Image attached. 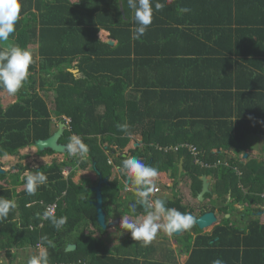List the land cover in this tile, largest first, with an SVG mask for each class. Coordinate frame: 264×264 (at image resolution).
<instances>
[{"label":"trees","instance_id":"16d2710c","mask_svg":"<svg viewBox=\"0 0 264 264\" xmlns=\"http://www.w3.org/2000/svg\"><path fill=\"white\" fill-rule=\"evenodd\" d=\"M161 2L165 8L154 9L146 33L134 39V11L128 0H20V17L8 43L37 45L38 55L15 102L0 105V156L18 157L37 140L49 138L56 131L53 121L64 123L63 117L70 122L58 143L66 146L77 136L88 151L86 161L70 157L71 162L39 170L18 164L16 173L0 175L5 184L0 185V198L17 205L0 220V252L10 260L13 251L36 249L46 236L56 245L48 248L49 264H176L168 244H145L128 233L108 249L101 236L83 235L90 225L105 233L96 223L90 192L96 182L75 184L70 176L64 178L63 169L94 165L102 178L110 179L114 168L121 172L123 159L135 156L175 180L182 159L180 178L190 181L195 199L201 177L211 179L203 198L209 202L200 203L199 213L182 205L180 198L165 207L194 219L216 209L221 214L210 233L193 225L176 238L188 254L186 264H212L217 258L224 264H264V224L257 219L243 226L236 223L239 216L251 217L255 206L264 205V161L239 159L252 137L264 139V113L253 107L264 102V0ZM181 8L190 11L180 13ZM101 30L115 46L98 39ZM121 124L128 125L126 131L120 130ZM132 137L140 138V147L127 156L123 151ZM190 146L201 164H195ZM175 147L176 152L170 150ZM28 169L47 176L34 195L17 191L24 187L21 177ZM119 179L102 188L106 220L131 211ZM122 180L132 187L126 176ZM52 204L57 217H67L60 230L40 218ZM141 209L138 205L136 211ZM233 216L237 219L231 221ZM67 245L75 249L66 251Z\"/></svg>","mask_w":264,"mask_h":264},{"label":"clouds","instance_id":"9594fccd","mask_svg":"<svg viewBox=\"0 0 264 264\" xmlns=\"http://www.w3.org/2000/svg\"><path fill=\"white\" fill-rule=\"evenodd\" d=\"M165 6V3L161 0H155L154 7L153 0H128V7L134 11V39H140L146 33L152 23L154 9L160 11ZM188 11H190L188 8L180 9V13ZM20 12V0H0V44L4 45L0 47V91H6L9 95H15L24 86L29 75L30 66L34 62L30 49L8 43L10 36L16 31V23L19 20ZM58 123L57 121V125ZM118 127L121 131H126L128 125L121 124ZM54 128L55 130L57 128L55 124ZM32 148L35 149L34 146ZM65 148L66 151L74 155H84L88 151L87 146L77 136L70 137V142ZM36 152L38 151L36 150ZM62 156H68L67 152L66 155ZM120 170L128 178L130 184L135 187L138 202L148 209L142 220L139 218L132 219L129 216H124L121 219L120 227L128 230L133 240L148 244L160 230L172 234L176 231L188 230L196 222L191 214L181 213L174 208H165L164 203L160 200L155 202L154 208L149 204V194L153 190L154 179L159 174L158 169L145 164L135 156H129L123 159ZM21 179L24 181V189L29 195H34L40 186L47 183L45 174L40 171L33 172L29 169L25 171ZM261 198H264V194ZM16 207L14 200L0 198V220L6 219L9 212ZM131 207L134 212L136 205L133 204ZM259 208L263 210L264 205ZM55 210L54 206H50L43 212L42 217H40V214L37 215L42 220H49L56 230H60L67 223V217H57ZM41 226L42 224L39 225V228ZM29 229L32 230L31 227ZM41 242V245L36 248L38 251L29 256L26 264H49L48 248H55L56 245L54 241L46 236L41 237ZM45 242L46 247L43 246ZM212 264H224V261L217 258L213 260Z\"/></svg>","mask_w":264,"mask_h":264},{"label":"rangeland","instance_id":"374dc122","mask_svg":"<svg viewBox=\"0 0 264 264\" xmlns=\"http://www.w3.org/2000/svg\"><path fill=\"white\" fill-rule=\"evenodd\" d=\"M31 52H33V51L31 50ZM36 81H37V77H36ZM36 87H37V85H36ZM13 102H15V96L14 95H9L6 91H0V105L3 108L7 107L8 105L12 104ZM137 147H140V138L139 137H137V138L133 137V141L129 142L127 147L124 149L123 153L128 156L129 151L134 150ZM42 153L43 152L31 153V150L27 151V148H26L19 153L18 157L17 156H2V157L0 156V168L4 169L7 172H10V174H13V173H16V171L14 170V167L18 164H22L23 166H28L30 169H39L41 167L50 166L54 162H62L63 160L70 161L69 160L70 155L62 156L59 154L51 153L50 151L48 153H45V154L44 153L42 154ZM73 156L83 158V161H86L85 155H79V154L74 155L73 154ZM112 157L114 158L115 156H112ZM112 157H109V158L112 160L113 159ZM87 165L88 166L86 167V169L79 168V169H76L74 172L71 173L72 175L70 177L72 178V180H75L74 182H76V183L77 182H81V183L87 182L89 184H90V182H92V183L96 182V180H95L96 178L93 175L92 171L90 170L89 164H87ZM82 172H87L88 174L83 173L84 175H82ZM122 175L123 174L121 172H119L117 174V172L115 173L113 171L109 180L112 181L113 178H117V177L121 178V180H122ZM89 176L91 178H94V180L90 181ZM168 176H169L168 173H159L158 176L154 179V182H153L154 187L153 188H158L161 191L165 190L164 184H167V185L171 184V181H169L167 179ZM121 180H119L118 182L123 184L124 189L121 190L120 193H121V196L125 199L126 195L128 193L126 191L131 186L129 184H127L126 182H123V180L121 182ZM0 184L5 185L4 182H0ZM20 189H23V188H20ZM176 191L178 192V196L181 199V202L183 204H186V205H189L192 207H199L200 206V203L196 202L195 198H193V197H192V199L190 198L189 191H188V183L182 182V184H180V186H179V184H177ZM205 202H203V203H205ZM239 208H240V210L241 209L243 210L244 207L239 206ZM124 216H126V215H124ZM124 216H122V215L120 216L119 212H117L114 215H112L109 220L111 222H113L116 219L121 220L122 217H124ZM144 216L145 215H143L139 219L142 220L144 218ZM232 218L237 219L236 216H233ZM120 222L117 224L119 227H120ZM116 226L113 227L115 232L111 233V236H114L113 238L112 237L110 239L103 238L101 240L102 243L108 249H110L111 245L120 244L124 240L125 235L127 233H130L128 230H125L122 227H121L122 231H119V229H117ZM187 231H189V230H187ZM168 236L169 235L167 232H165L164 230H160V231H158L156 237L151 242L154 244H162L165 246H167V244H168V248H171L172 243H170L169 239L167 238ZM165 240L167 243L165 242ZM111 248H112V246H111ZM30 250L31 249H26V247H25V248H19L16 251H13L12 253L15 252L13 260H10L8 257H6L4 255L3 252H0V264H15L18 261L19 262L22 261V263L25 264L26 263V260H24L26 258L25 253L30 251ZM34 251L37 252L38 250L32 249L30 253H32Z\"/></svg>","mask_w":264,"mask_h":264},{"label":"crops","instance_id":"0c3cea01","mask_svg":"<svg viewBox=\"0 0 264 264\" xmlns=\"http://www.w3.org/2000/svg\"><path fill=\"white\" fill-rule=\"evenodd\" d=\"M48 1H53V0H48ZM71 4H76V3H78L79 1H81V0H68ZM161 27V26H160ZM160 27H155V28H160ZM97 37H98V39L101 41V42H103V43H106V44H111V46H115L116 45V42L115 41H112V40H110L109 39V34L106 32V31H103V30H101V31H99V33H98V35H97ZM28 49H30V50H32L33 52H32V54H33V58H36L37 59V49H38V47H37V45H33V46H29L28 47ZM254 107V111H256L257 113H264V102L262 103H260V104H258L257 103V105H254L253 106ZM6 108V107H5ZM135 138H137V137H135ZM131 141H133V137L131 138ZM130 141V142H131ZM30 151L31 150V153H37L36 152V150L35 149H33L32 147H30V148H27V151ZM33 151V152H32ZM227 153V152H226ZM225 153V154H226ZM227 155L229 156V157H232V154L229 152V153H227ZM244 155H246V157L247 156H250V157H252V158H255V159H257L258 161H260V160H264V139L262 138V137H259L258 135H255L254 137H252L251 138V140H250V144H249V147L247 148V150L245 151V154ZM244 155H242V156H240L239 157V159H243V161H245V159L246 158H244ZM110 161H112L111 159H110ZM87 171V170H86ZM115 173L117 172V174L120 172L119 170H118V168H114V170H113ZM88 174L87 172H82V175H84V174ZM117 178H119V177H117ZM89 179H90V181H93L94 180V178H91L90 176H89ZM92 179V180H91ZM114 179V178H113ZM208 179V182H210V178L208 177L207 178ZM96 180V179H95ZM120 180V179H119ZM75 180H73V182H74ZM75 183V182H74ZM180 186V185H179ZM23 189H24V187H23ZM23 189H17V191L19 192V191H21V190H23ZM129 189V188H128ZM128 189H127V191L126 192H128ZM190 196V198L192 199V197H191V194L189 195ZM228 198H229V196H228ZM196 200V199H195ZM196 202H198L197 200H196ZM208 200L206 201V203L205 204H208ZM199 203V202H198ZM209 206V205H208ZM209 207H211V206H209ZM234 207L238 210V211H243L242 209L240 210V208H239V205H234ZM242 207V206H241ZM260 206H255V214L253 215V216H251V217H247L246 219L244 218V219H241V217L239 216L238 217V219L236 220V219H234V218H231V221H234V220H236V223L239 225V226H243V225H245V224H247L248 222V220H256L257 219V221L259 222V224H264V214H260V215H257L259 212H261V208H259ZM193 209H195V213H199V210H198V207H192ZM244 209V208H243ZM215 212V214H216V216H217V218H218V224L221 222L220 221V217H218V212H217V209L214 211ZM226 216H228L229 217V215H226ZM227 217V218H228ZM243 218V217H242ZM109 219H110V217H109ZM107 220V223L108 224H110L109 225V227H107V229L106 230H104V234H102V235H100V233H99V230H97V228L96 227H94V226H92V225H90L87 229H84V231H83V235H91L93 238H98L99 236H101L102 237V239L103 238H106V239H110L111 237L113 238L114 236H111V233H114L115 232V230L113 229V227L114 226H116V225H114L113 226V222H111L110 220ZM214 226H216V225H214ZM214 226H212V227H210V228H208V230H205V231H202L203 233H210L211 232V230H212V228L214 227ZM116 228H119V226L117 225L116 226ZM110 229V230H109ZM109 230V231H108ZM189 230V229H188ZM187 232V230L181 235V236H183L185 233ZM126 233V232H125ZM128 235V233L125 235V237H124V240H126V236ZM169 236L167 237L168 239H169V241H170V243H172V246H171V257L172 258H174V259H172V261L174 260L175 262H176V264H186V262H187V260H188V254H186L185 252H183L182 250H181V245H179L178 244V242H177V240H176V238H178V237H181V236H178V237H174V236H171L170 234H168ZM171 239V240H170ZM123 240V241H124ZM122 241V242H123ZM165 242H166V240H165ZM167 243V242H166ZM114 244V243H113ZM110 245V244H109ZM119 245V244H118ZM118 245H111L112 247H115V246H118ZM111 246H110V249H112L111 248ZM38 250V249H37ZM31 252V250L30 251H28V252H24L25 253V256H26V258L24 259V260H26L27 261V259L29 258V256L30 255H32V254H34V253H36L35 251L34 252H32V253H30ZM29 253V254H28ZM157 253H159V256H165L166 255V252H160V251H157ZM15 254V253H14ZM27 254V255H26ZM15 264H24V263H22V261H18L17 263H15ZM26 264V263H25Z\"/></svg>","mask_w":264,"mask_h":264},{"label":"water","instance_id":"95a60500","mask_svg":"<svg viewBox=\"0 0 264 264\" xmlns=\"http://www.w3.org/2000/svg\"><path fill=\"white\" fill-rule=\"evenodd\" d=\"M111 45V44H110ZM66 128V125L62 122H59L56 128V131L47 139L45 140H37L34 143V147L38 152H44V151H51L56 154L60 155H66V148L65 146L58 143L59 139L63 135V132ZM244 158H246V155H244ZM178 174L180 175L182 171V159L179 161L177 165ZM39 170V169H38ZM92 170L94 172V175L96 176V185L90 189V192L94 196V202L93 206L95 208L96 212V223L97 225L102 228L103 230H106L107 227H109L110 224L107 223L106 220V214L103 211V200H102V188L103 186H106L109 182L108 178H102L101 174L96 170V168L92 167ZM5 173L4 169L0 168V175H3ZM201 190L197 195V201L199 203L203 202V198L205 194L209 193V182L205 176L201 177ZM157 200H160L164 203L162 199H155V202ZM264 214V209L259 212L257 215ZM228 216H226L227 218ZM195 225L200 231L208 230V228L217 225L218 224V218L215 214V212H205L202 215H199L195 218ZM186 230H180L176 231L171 236L178 237L181 236ZM75 249L74 245H67L66 251H72Z\"/></svg>","mask_w":264,"mask_h":264},{"label":"flooded vegetation","instance_id":"af4514ba","mask_svg":"<svg viewBox=\"0 0 264 264\" xmlns=\"http://www.w3.org/2000/svg\"><path fill=\"white\" fill-rule=\"evenodd\" d=\"M109 163H111V161L109 160ZM149 165V164H148ZM177 165L178 164H176V167H177ZM90 166V165H89ZM92 167H93V165H92ZM92 167L90 166V170L92 171V173H93V175H94V172H93V170H92ZM178 170V169H177ZM5 171V170H4ZM5 173H7V171H5ZM4 173V174H5ZM10 173V172H9ZM169 174V176H168V180L169 181H171V184L170 185H167V184H164L165 185V190H163V191H161L160 189H158V188H153V190L150 192V194H149V204L152 206V208H154L155 207V199H162L163 201H164V207H167V206H169L171 203H173L175 200H176V198H179V196H178V192L176 191V186H175V182L178 180V184L180 185V184H182V182H184V183H188V191H189V195H190V188H189V186H190V181H188V180H182L180 177H181V174H182V171H181V173H180V175L177 173V175H178V179L177 180H175L174 178H172L171 177V175H170V173H168ZM95 176V175H94ZM95 178H96V176H95ZM109 180V179H108ZM73 181V180H72ZM110 181V180H109ZM96 182H97V180H96ZM87 183V182H86ZM75 184H81V182H75ZM87 184H89V183H87ZM90 184L92 185H94V183H92V182H90ZM1 186H4V185H2V184H0ZM95 185H96V183H95ZM94 185V186H95ZM94 186H92V187H94ZM91 187V188H92ZM19 189V188H18ZM169 191V192H168ZM92 194V193H91ZM192 197V196H191ZM196 200H197V198H196ZM125 202H126V204H127V207L129 208V209H131V211L127 214H124V215H126V216H129L130 218H132V219H137V218H141L143 215H146L147 214V211H148V209H146L143 205H141L139 202H138V197H137V195H136V192H135V187L134 186H132V187H129V189H128V193H127V195H126V198H125ZM133 204H135L136 205V207H135V211L133 212V209H132V205ZM138 205L142 208L141 209V211L140 212H138V211H136V209H137V207H138ZM182 205H184V206H187L188 208H192V206H189V205H186V204H183L182 203ZM194 214V213H193ZM218 214V213H217ZM123 215V216H124ZM218 217H220V221H221V214H218ZM121 220H114L113 221V226L114 225H117L119 222H120Z\"/></svg>","mask_w":264,"mask_h":264},{"label":"built area","instance_id":"2783aa9c","mask_svg":"<svg viewBox=\"0 0 264 264\" xmlns=\"http://www.w3.org/2000/svg\"><path fill=\"white\" fill-rule=\"evenodd\" d=\"M64 119V121H65V124H66V128H68V124H69V122H70V120L69 119H67V118H63ZM53 123L55 124V126H57V121H53ZM181 147H184V146H180V148ZM188 148V150L190 151V153L192 154V156L194 157V159H195V164H201L197 159H196V156H197V151H196V149L194 148V147H187ZM171 151H173V152H176L177 150H178V147H175V148H172V149H170ZM165 151H168V150H165ZM68 155H70V157H74L73 156V154H68ZM80 158V157H79ZM225 166H227V165H225ZM76 169H79V164H76V165H74L73 167H66L65 169H63V171H62V173H63V175H64V178L66 179L67 177H69V176H71L72 174V172H74ZM233 171L237 174V175H240V173L238 172V170L236 169V168H234L233 169ZM50 206H54L55 207V209H56V205L55 204H53V205H50ZM50 206H48L46 209H48Z\"/></svg>","mask_w":264,"mask_h":264}]
</instances>
